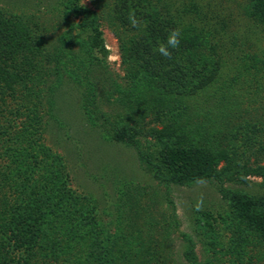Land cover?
Masks as SVG:
<instances>
[{"label":"rangeland","instance_id":"obj_1","mask_svg":"<svg viewBox=\"0 0 264 264\" xmlns=\"http://www.w3.org/2000/svg\"><path fill=\"white\" fill-rule=\"evenodd\" d=\"M116 1L85 0L82 7V0H0V9L39 22L51 44L59 38L73 41L74 57L65 60L62 80L56 90H49L47 85L56 79L45 77L35 112L22 108L13 116L0 111V123L10 136L30 128L27 162L37 168L28 178L39 185L46 163L61 164L69 193L77 198L75 216L70 218L74 229L81 212L95 223L91 237L101 231L88 254L83 249L76 253L79 264H93L98 257L109 264H264L261 237L235 216L228 193L264 196V153L257 150L264 141V65L259 73L257 63L246 67L264 50V35L259 27L253 29L240 9L245 0L180 1L197 3L205 16L197 23L198 30L218 35L221 43L220 81L189 99L147 96L146 85L151 87L153 80L132 73L122 62L121 46L130 47L136 35L115 22ZM92 28L101 33L100 50L86 44ZM18 99L22 100L20 95ZM7 103L14 109L21 101ZM210 119L223 136L219 147L238 165L221 161L219 168L225 166L227 172L220 180L178 185L167 171L156 175L145 164L142 157L155 163L165 144L175 143L181 135L185 140L177 141L180 145L199 147L198 134L210 127ZM123 126L128 141L117 142L115 133ZM5 144L0 143V152L17 146V141ZM6 164L0 160V168ZM9 167L12 174L0 187V211L14 199L25 198V194L18 198L13 189L25 183L26 167L21 171L16 163ZM190 254L195 259H188ZM33 260L43 263L38 257ZM52 260L47 264H78L73 255Z\"/></svg>","mask_w":264,"mask_h":264},{"label":"trees","instance_id":"obj_2","mask_svg":"<svg viewBox=\"0 0 264 264\" xmlns=\"http://www.w3.org/2000/svg\"><path fill=\"white\" fill-rule=\"evenodd\" d=\"M180 1L117 0L113 7L115 22L136 35L130 47L121 46L122 62L132 73L139 72L153 80L151 87L146 85L149 98L155 94L180 99L194 98L213 89L220 81L223 65L219 52L221 43L216 39L219 36L204 29L198 30L197 23L203 22L205 16L197 3L183 5ZM244 4L240 9L244 10L247 19L251 21L250 25L253 29L259 27L264 35V0H245ZM132 10L141 22L138 28H133L129 22L128 15ZM175 29L181 31L180 45L178 49H170L172 58L167 59L155 49L161 43H166L169 33ZM45 32L33 18L19 17L0 9L1 112L8 110L13 116H19L22 108L28 113L35 112L40 103L38 97L41 87L45 85V77L53 76L56 79L53 85H47L49 90H56L57 83L62 80L66 62L74 57L70 49L73 41L71 38H59L56 41L58 45H54ZM91 34L86 40L87 46L91 50L102 49L101 33L92 28ZM46 44L50 47H46ZM205 50L208 54L204 53ZM251 58L246 67L252 68L251 63H257L255 73H259L263 70L264 50ZM18 95L22 100L18 99ZM8 99L21 103L11 109L8 107ZM217 109L221 110V107ZM213 110L209 109L210 115ZM210 120V127L202 128V133L198 134L199 147L180 145L177 141L185 140V135H181L175 139V143L165 144L155 163L142 157L145 164L151 166L156 175L167 171L171 174L170 180L178 185L200 183L224 176L227 168H219L220 162L224 161L227 165L231 162L226 158L225 150L219 147V140L223 136L217 123ZM30 134L29 126H26L10 136L6 127L0 123V143L17 141V146H5L0 152V160L7 161L0 168V187L7 184V178L12 174L10 164H18L20 171L26 167L23 173V176L26 175L23 178L25 183L13 189L18 198L22 194H25V198L14 199L12 204L4 205L0 211V264H34L35 257L43 259L42 264H47L60 256L72 255L79 264L81 257L76 253L83 249V253L88 254L101 231L91 237L95 223L81 212L78 217L76 215L78 226L74 229L75 225L70 218L75 216L72 208L76 206L77 198H72L69 193L67 181L60 170L61 164L53 161L46 163L45 179L39 185L28 178L30 173L33 178L37 168L27 162L31 156L29 149L32 148L26 145L30 143ZM158 136L163 140L159 133ZM114 138L117 142L128 141L124 126L115 133ZM257 150L264 153V141L258 144ZM231 164L234 168L238 166L234 162ZM26 189H29L27 194ZM228 193L235 216L247 225V229L258 233L264 243V196L253 198L241 191ZM65 228L73 231L66 232ZM189 258L195 259L192 254L188 255ZM93 264H109V261L98 257Z\"/></svg>","mask_w":264,"mask_h":264},{"label":"clouds","instance_id":"obj_3","mask_svg":"<svg viewBox=\"0 0 264 264\" xmlns=\"http://www.w3.org/2000/svg\"><path fill=\"white\" fill-rule=\"evenodd\" d=\"M81 6H85V0H82ZM129 22L133 28H138L141 24L140 21L136 19V14L135 11L132 10L129 12L128 15ZM180 36H181V31L180 29H175L172 30L168 37L166 43H161L155 51L158 52L162 57H165L167 59L172 58V52L170 49H178L180 45ZM200 206H197V210H199Z\"/></svg>","mask_w":264,"mask_h":264}]
</instances>
